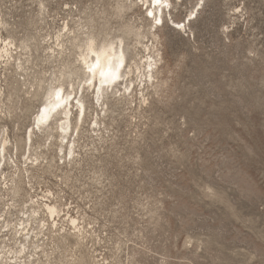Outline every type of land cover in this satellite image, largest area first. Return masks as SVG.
I'll use <instances>...</instances> for the list:
<instances>
[{"label":"rangeland","instance_id":"rangeland-1","mask_svg":"<svg viewBox=\"0 0 264 264\" xmlns=\"http://www.w3.org/2000/svg\"><path fill=\"white\" fill-rule=\"evenodd\" d=\"M39 3L1 0L0 20L6 13L21 33L33 31ZM66 3L108 20L116 7V0H55L49 7L59 24ZM138 3L120 21H141L146 6ZM196 3L170 7L155 42L158 82L144 99L138 92L129 105L111 101L102 135L86 123L77 137L76 163L34 179L39 196L55 192L50 199L87 235L81 248L46 239L45 264H79L82 255L90 264H264V0H206L186 32L177 28L173 20ZM9 78L0 68L5 90ZM13 101L14 108L41 103L39 95ZM24 120L18 114L8 123ZM90 165L101 171L99 183ZM69 223L65 216L59 226L73 230Z\"/></svg>","mask_w":264,"mask_h":264},{"label":"bare ground","instance_id":"bare-ground-1","mask_svg":"<svg viewBox=\"0 0 264 264\" xmlns=\"http://www.w3.org/2000/svg\"><path fill=\"white\" fill-rule=\"evenodd\" d=\"M52 1L55 0H40L35 16V25L38 26L33 31L25 30L21 33L18 27L4 18L6 13L0 20V68L10 76L7 90L0 84V88L6 92L0 98V108L12 111L10 120L18 114L28 119L21 124L14 122L11 128L9 119L0 118V216H4L0 220V264H45L43 257L46 256L48 238L58 247L64 243L77 248L85 245V226L81 225L77 216L62 212L49 195L40 197L34 179L42 177L45 172L54 174V170L61 169V166H70L66 158L68 152L73 153L71 165L76 163L77 137L83 134L86 123L88 132L92 129V132L102 135V126H106V118L112 108L109 104L111 101L129 105L134 102V94L138 92L144 99L145 91L155 86V81L158 82L160 53L155 54L158 32L165 25L167 13L172 14V9L181 7L177 6L179 0L175 3L173 0H160L158 4H154L153 0H140L142 8L146 6L142 17H139L141 21L133 20L132 16L120 21L127 11L136 13L140 3L138 0H116V6H119L123 14L113 27L104 12H98L96 17L86 16L85 10L77 6L73 8L68 3L63 23L59 24L49 7ZM199 2L197 0L183 20H173L174 24H183L182 29L186 32L203 8L197 7L195 11ZM169 4L172 9L166 6ZM77 12L79 14L76 16ZM149 12L153 15L149 16ZM94 19L103 22V26L93 23ZM157 19L161 21L160 24H156ZM93 37L102 43L105 38L111 41L124 40L125 68L121 69L123 81L102 87L98 84L97 74L95 85L85 83V77L89 74L84 70L81 57L87 58L88 63L95 61L87 47V41ZM120 53L121 49L116 47L114 51L109 49L106 54H101L103 66L107 67L109 59L113 64L118 62ZM148 69H151V73ZM149 74L152 76L151 81L147 78ZM57 85L66 88L61 101L63 107L51 113L48 124L36 130L34 125L39 117V109L44 106L42 99L47 97L48 90ZM91 94L92 104L88 105L86 98ZM38 95L41 103L33 109L24 104L18 108L13 106L14 97L20 103L30 102ZM69 96L72 98L68 99ZM78 101L83 105L82 113ZM55 104L53 97L50 106L55 107ZM28 128H33L31 136L27 132ZM61 151L65 154L63 165L58 162ZM48 192L51 196L55 195L52 190ZM65 216L71 226L72 220L77 221L78 231L59 226ZM52 224L56 227L52 228ZM21 250L23 255L19 254ZM78 262L90 264L85 255ZM95 264L107 263L97 261Z\"/></svg>","mask_w":264,"mask_h":264},{"label":"snow or ice","instance_id":"snow-or-ice-1","mask_svg":"<svg viewBox=\"0 0 264 264\" xmlns=\"http://www.w3.org/2000/svg\"><path fill=\"white\" fill-rule=\"evenodd\" d=\"M173 2H177V0H173ZM154 4H158L160 3V0H153ZM168 7H171V5H166ZM204 6V0H200L199 4L197 5V7H203ZM65 7H67V5H65ZM41 8H43V5H41ZM114 16L112 17V20H109V23H112L113 20L118 19L120 15L123 14L122 10L119 8V6H116L114 8ZM235 12L239 13L241 12V8L237 7L235 8ZM149 16H152L153 13L149 12L148 13ZM193 16H195V12L193 13ZM191 18V17H189ZM156 24H160L161 21L159 19H157ZM93 23H98L101 26H103V22L100 21H96L95 19L93 20ZM177 28H183V24H177L176 25ZM65 31H67V28H65ZM87 47L89 50V53L92 57H95V61L93 63H88L87 58L85 57H81V61L84 64V70L89 74L88 76L85 77V83L89 86L95 85L97 83L96 77L97 74L99 75V81L98 84L99 86L102 87H109L110 85H116L119 81H121L122 79H124V75L121 72L122 68H125V57H124V52H123V48H124V40L121 38L119 41H111L108 40L107 38L104 39L103 43L96 39L95 37L90 38L87 41ZM116 47H119L121 49V53H120V57L118 62H116L115 64L112 63L111 59H109V63L107 65V67L105 68L101 62L100 59V55L101 54H106L107 51L109 49L111 50H115ZM249 55H254V53H249ZM129 71H131V69H129ZM148 72L151 73V69H148ZM138 73V70H137ZM148 80L151 81L152 80V76L149 74L148 75ZM21 79H23V77H21ZM81 90L83 91V86H81ZM66 91V88L60 85L55 86L53 89L48 90L47 92V97L42 99V103H43V107H41L39 109V117L37 119V121L35 122L34 128L36 130H39V128L41 127V125H46L49 123L50 119H51V113L56 112L57 109H60L63 107V104L61 103L62 99H63V93ZM6 95V92L4 89L0 88V98H3ZM30 95V94H29ZM117 95H119V92H117ZM53 97L55 98L56 104L55 107H51V101L53 100ZM72 97L69 96L68 99H71ZM10 99V98H9ZM161 102L163 101V98L161 97ZM81 113L83 112V105L79 104V101L77 102ZM144 104H148L149 101L148 100H144L143 101ZM13 115L11 110L5 111L3 108H0V118H4V119H9L11 118ZM93 127H95V124H93ZM33 131V128H28L27 132L29 134V136H31V133ZM61 131H63V129H61ZM84 154H81V156H83ZM67 160L69 161V164L71 166V162L73 161V153L72 152H68L67 153ZM61 165H63L65 163V154L63 151H61L60 153V159L58 161ZM81 163H83V159H81L80 161ZM90 172L89 175L92 179L93 183H99V180L97 179V177H100V179H102V175H101V171L97 170L94 166L90 165ZM69 182L71 181V178L69 177ZM60 180L63 182L65 180L64 177H60ZM6 187V185H5ZM49 196H51V193H49ZM117 209L120 208V205H116L115 206ZM49 211L51 212L52 209H49ZM115 215H118V212H114ZM4 216H0V220H3ZM73 229H75L76 231H78V229H76V225H77V221L76 220H72L71 221ZM52 228H55L56 225L52 224L51 225ZM88 227H92L91 224H89ZM61 231H63L61 229ZM106 235V233H105ZM99 239V238H97ZM117 249H119L120 245L117 244ZM20 255H23L24 252L23 250H21V252L19 253Z\"/></svg>","mask_w":264,"mask_h":264}]
</instances>
